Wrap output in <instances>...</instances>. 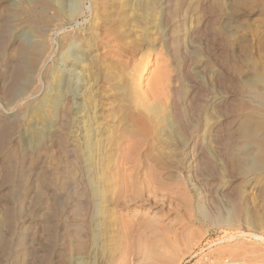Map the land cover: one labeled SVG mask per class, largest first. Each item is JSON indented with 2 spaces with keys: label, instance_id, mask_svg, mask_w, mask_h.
<instances>
[{
  "label": "rangeland",
  "instance_id": "rangeland-1",
  "mask_svg": "<svg viewBox=\"0 0 264 264\" xmlns=\"http://www.w3.org/2000/svg\"><path fill=\"white\" fill-rule=\"evenodd\" d=\"M263 89L264 0H0V264H114L117 209L168 223L164 264H264V118L240 106Z\"/></svg>",
  "mask_w": 264,
  "mask_h": 264
},
{
  "label": "bare ground",
  "instance_id": "bare-ground-1",
  "mask_svg": "<svg viewBox=\"0 0 264 264\" xmlns=\"http://www.w3.org/2000/svg\"><path fill=\"white\" fill-rule=\"evenodd\" d=\"M164 4H166V1L165 2H163ZM168 4V3H167ZM166 4V5H167ZM163 5V4H162ZM162 7V6H161ZM163 8V7H162ZM164 9V8H163ZM163 14H164V11H163ZM165 16V15H164ZM49 25H50V23H49ZM52 27V26H51ZM47 28H49L48 26H47ZM65 28V27H64ZM56 30V29H55ZM54 30V31H55ZM106 32L107 31H109V30H105ZM50 32H51V30H50ZM46 33V32H45ZM55 33H56V31H55ZM105 33V32H104ZM47 34V33H46ZM107 34V33H106ZM109 34V33H108ZM107 34V35H108ZM49 35V34H48ZM50 35H51V33H50ZM111 35V34H110ZM109 35V36H110ZM47 36V35H46ZM54 36V35H53ZM107 38V37H106ZM106 38H104V39H106ZM50 39V38H49ZM102 40H103V38H101ZM104 42V41H103ZM105 42H106V40H105ZM36 46V45H35ZM34 46V47H35ZM29 47H31V45L30 46H26V44L25 45H18L17 46V52H19L20 53V55H25L26 56V54L27 53H30V52H32V51H30V52H28V50H29ZM33 47V46H32ZM37 47H38V45H37ZM49 47V46H48ZM39 48V47H38ZM37 48V49H38ZM35 49V48H34ZM40 49H42V48H40ZM39 49V50H40ZM50 49V48H49ZM104 49V48H103ZM33 50V49H32ZM44 50H45V48H44ZM44 50H42V52H44ZM46 51V50H45ZM48 51H50L51 52V50H48ZM35 52V51H34ZM49 52V53H50ZM108 53V52H107ZM31 54V53H30ZM33 54V53H32ZM31 54V55H32ZM35 55V57H32L31 58V60H28V61H25V60H27V58L24 60L25 61V63L26 64H24L25 66H24V72H23V74H25V75H27L28 77L32 74V73H36L37 74V76H39V74L44 70V68H45V63H46V59H45V61H41L39 64V67H37L38 65V60L40 59V53H39V51L38 52H36V53H34ZM43 54V53H42ZM44 55V54H43ZM43 55H41L42 56V58L43 57H45V56H43ZM51 55H52V53H51ZM25 56H24V58H25ZM46 56H47V52H46ZM50 56V55H49ZM41 58V59H42ZM50 58V57H49ZM47 59H48V57H47ZM236 66V65H235ZM237 69H238V67H237ZM240 69V68H239ZM225 74V73H224ZM35 75V74H34ZM41 75H42V73H41ZM228 75V74H227ZM26 76V78H28ZM32 77V76H31ZM36 77V76H35ZM231 77V76H230ZM225 78V77H224ZM233 78V77H232ZM232 78H230L229 79V77H228V82L229 83H226L227 84V86H228V88H232L234 85H235V83H234V81H232L233 79ZM240 79V78H239ZM260 79V78H259ZM36 80V79H35ZM226 80V79H225ZM234 80H236V79H234ZM242 80V79H241ZM262 81V80H261ZM34 82V81H33ZM76 82V81H75ZM227 82V81H226ZM236 82V81H235ZM240 82V81H239ZM238 82V83H239ZM79 84V83H78ZM77 84V85H78ZM240 84H241V82H240ZM67 85V84H66ZM238 86H239V84H237ZM236 85V86H237ZM75 86V85H74ZM229 86H231V87H229ZM67 87H69V86H67ZM78 87V86H77ZM240 87H243V85L242 86H239V88H235V87H233V88H235V89H238L237 91H239V92H241V90L242 89H240ZM233 88L232 89H230V91L231 92H233L232 90H233ZM247 88V87H246ZM65 89V88H64ZM63 89V90H64ZM72 89V88H71ZM79 89V88H78ZM260 89V88H259ZM14 90V89H13ZM69 90V89H68ZM244 90V89H243ZM12 91V90H11ZM17 91V90H16ZM71 91V90H70ZM167 91V90H166ZM236 91V90H235ZM236 91V92H237ZM67 92L68 91H66V93H65V99H67L68 100V94H67ZM73 92V91H72ZM79 92V91H78ZM243 92H245V91H243ZM247 92V91H246ZM258 92V91H257ZM252 93L251 95H249V101H243V100H241V101H243L242 103H241V109H243V110H247V111H249L250 113H253V114H257V115H260V116H262L263 118H264V89L262 90V91H259L258 93ZM12 93V92H11ZM10 93V94H11ZM14 93V92H13ZM16 93V92H15ZM9 94V95H10ZM24 94V93H23ZM77 94V93H76ZM79 94V93H78ZM236 94V93H235ZM239 94H242V93H238V95ZM13 95H15V94H13ZM10 96V97H14V96ZM19 95V94H18ZM17 95V96H18ZM79 95H81V93L79 94ZM243 95V94H242ZM242 95H240V96H242ZM29 96V95H28ZM28 96H26L25 98H27ZM236 96V95H235ZM246 96V95H245ZM16 97V96H15ZM20 97V96H19ZM24 97V96H23ZM76 97H78L77 95H76ZM84 97V96H83ZM236 97H238V96H236ZM70 98V97H69ZM73 98H74V96H73ZM14 99V98H13ZM21 99V98H20ZM23 99V98H22ZM247 99V98H246ZM19 100V99H18ZM70 100V99H69ZM138 100V99H137ZM70 101H72V99L70 100ZM77 101V100H76ZM79 101V100H78ZM74 102V101H73ZM81 103V102H80ZM79 102H76V103H74V104H76L75 106H73V107H77V109H78V106H79V104H80ZM63 105V104H62ZM69 104L67 103V106H68ZM139 105V104H138ZM172 106H171V115L173 116V118H175L176 120H178V118H177V115H178V112L177 113H175L177 110H178V107H176V105L174 104L173 105V103L171 104ZM72 109V108H71ZM177 109V110H176ZM68 108L66 109V110H63V119H62V124L61 125H63L64 126V128L65 129H67V127H68V124H69V113H68ZM140 111V110H139ZM246 113V112H245ZM177 114V115H176ZM75 115V114H74ZM153 115V114H152ZM80 116V115H79ZM62 118V117H61ZM180 120H181V118H179ZM61 123V122H60ZM157 123V122H156ZM178 124H179V122H178ZM181 124V123H180ZM179 124V125H180ZM179 125H178V127H179ZM181 125H183V124H181ZM180 125V126H181ZM184 126V125H183ZM195 126H197V125H195ZM61 127V126H60ZM62 129H63V127H61ZM61 128H60V130H61ZM183 128V127H182ZM192 128H193V126H192ZM196 128V127H195ZM54 129H56V128H54ZM179 129H181V128H179ZM187 129V128H186ZM48 130H50V129H48ZM58 130V132H59V134L61 133V131H59V129H57ZM182 130V129H181ZM192 130V129H191ZM189 131V132H191V133H193L192 131L193 130H195V129H193L192 131ZM63 131V130H62ZM64 131H66V130H64ZM63 131V132H64ZM187 131V130H186ZM50 132V131H49ZM62 132V134H64ZM66 133H67V131H66ZM52 134V133H51ZM57 134V133H56ZM119 135H118V139H116L115 140V146H116V148L120 151V153H119V155L117 156V157H115L116 158V163L117 164H120L121 165V163H123L124 161H126V160H128L129 158H131V156H133L132 155V153L134 152L135 153V151L137 152L138 151V148H139V146H140V144H142V137L143 136H140V134H137V133H135V134H132V130H131V133H128V132H126V131H119V133H118ZM50 135V134H49ZM48 136V135H47ZM54 136H55V134H54ZM68 135H64L63 137L61 136V138L59 139V140H61L60 141V144H59V148L62 150V151H69V153L71 152V151H76V148H77V146H76V143L74 142V141H72L71 139H69V137H67ZM52 137V136H51ZM59 137V136H58ZM56 138V137H55ZM54 137H53V140L55 139ZM50 139H52V138H50ZM57 139V138H56ZM258 139L261 141V142H264V130L258 135ZM48 140V139H47ZM52 140V141H53ZM59 140H57V141H59ZM51 141V142H52ZM188 142H191V141H188ZM187 142V143H188ZM53 143V142H52ZM57 143H59V142H57ZM80 143V142H79ZM195 144V143H194ZM212 144V143H211ZM218 144V143H217ZM57 145V144H56ZM187 145V144H186ZM189 145V144H188ZM191 145V144H190ZM190 148V147H189ZM192 148V147H191ZM135 150V151H134ZM73 152H71V153H73ZM58 153V152H57ZM64 153V152H63ZM68 152H66V154H67ZM76 153V152H75ZM133 153V154H134ZM55 155V154H54ZM71 155V154H70ZM69 156V155H68ZM135 157V156H134ZM69 158V157H68ZM80 158V157H79ZM133 158V157H132ZM69 159H71V158H69ZM72 160V159H71ZM70 160V161H71ZM73 160H74V162H80L79 161V159H78V155H74L73 154ZM72 160V161H73ZM126 163V162H125ZM134 163V162H133ZM75 164V163H74ZM152 174L154 175V176H157L158 174H157V172L155 171V169L154 170H152ZM261 174H264V169H263V171L261 172ZM76 176V175H75ZM77 177V176H76ZM249 176L247 175L246 177H244V178H248ZM254 177V176H253ZM250 178V177H249ZM253 179V178H252ZM248 181H249V179H248ZM121 184H122V182H120ZM118 185V184H117ZM124 188V187H123ZM262 188V187H261ZM125 189V188H124ZM121 193H122V191H121V189H119L118 191H116L114 194H115V196H114V200H112V201H114V203H115V205H119L120 204V198H121ZM123 195V194H122ZM113 203V202H112ZM113 203V204H114ZM118 208V207H117ZM114 212H116V214H114L115 216H114V218H115V220H116V224L115 225H117V227L120 229V230H122L123 231V233L122 234H124L122 237V239H124L122 242L120 241L119 243L120 244H118V247H116L117 249H116V260H115V263L114 264H164L165 263V261H166V259H167V257H168V254L170 253V251H171V248H172V246H173V240H172V237L169 235V233L167 232V228H165V227H167V226H165L164 224H166V223H162V222H160V221H156V220H154L151 216H147V218H144L143 220H140V222H139V224H141L140 226H139V224H138V222L135 220V217L133 218V216H129V215H126V213L124 214L121 210H119V209H117V211H114ZM138 224V226L139 227H137L136 226V228L138 229H141V232L140 233H137V234H140L139 235V240H138V238H136L139 242H140V244L139 245H137L138 247H137V250L135 249L136 247H135V245L133 246V247H135L134 248V250H136L135 252H134V255L138 258V260L136 261V262H134L132 259H131V256H133L132 254H133V250H132V246H131V232L133 233V228L135 227V225H137ZM168 224V223H167ZM166 224V225H167ZM169 227V226H168ZM172 227V226H171ZM159 228H163L164 230H166V232L164 233L163 232V234L162 235H158L159 237H155V230H159ZM84 230V229H83ZM135 230V229H134ZM160 231V230H159ZM158 232V231H157ZM161 234V233H160ZM82 235V234H81ZM259 236V235H258ZM83 237H85V236H83ZM260 237V236H259ZM258 238V237H257ZM260 238H262L263 239V236H261ZM84 239V238H83ZM82 239V240H83ZM82 242V241H81ZM137 242V241H136ZM135 243V242H134ZM138 243V242H137ZM82 246V245H81ZM83 248V247H82ZM81 248V249H82ZM78 257V256H77ZM76 257V259H75V261L74 262H76V264H89V263H87L88 262V260L86 259V261H84L83 260V258L85 257H78L77 258ZM120 259V260H119ZM53 263V262H52ZM53 264H65L64 262H62L61 260L59 261H55ZM91 264V263H90Z\"/></svg>",
  "mask_w": 264,
  "mask_h": 264
}]
</instances>
